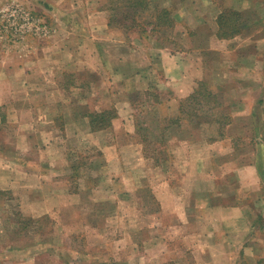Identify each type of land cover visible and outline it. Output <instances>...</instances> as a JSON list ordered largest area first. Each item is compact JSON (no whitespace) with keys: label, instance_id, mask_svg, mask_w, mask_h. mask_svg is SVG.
<instances>
[{"label":"crops","instance_id":"crops-1","mask_svg":"<svg viewBox=\"0 0 264 264\" xmlns=\"http://www.w3.org/2000/svg\"><path fill=\"white\" fill-rule=\"evenodd\" d=\"M145 2L149 9V1ZM108 3L109 0H0V125L4 123V115L6 118L14 117L15 112V118L9 120L14 125L13 135L14 128H20V141L28 145V141L36 136V142L46 138L53 142L59 139V133L53 131L57 126L53 109H58L56 115H61L64 123L74 125L73 135L91 136L96 151L92 161L84 162L81 156L78 165L67 164L76 181L72 189L64 187V196L69 199L79 197L84 190H90L92 183H98L95 184L100 187L97 193L111 198L98 201V209L82 216H65L69 212L66 206L69 202L59 211H54L57 216L39 211L25 218L28 223L23 225L28 227L32 224L30 227L33 230L29 231L19 230L17 226L22 216H7L0 204L3 215L0 216V264H79L68 258L73 252L80 255L81 251L85 256L83 264H157L165 254L167 258L171 257V264H185L186 259L177 262L178 248H182L185 242L180 236L170 240L164 234L169 226L173 228L172 235L181 233L187 241L188 257H195L197 264H264V0H171L170 6L149 9L148 12L168 14L170 23L166 26L173 27L171 33L175 37L166 46L157 42L153 53L147 55L156 63L144 68L139 63L141 69L126 62L131 59L126 58L132 56L131 49L122 56V61L118 60L122 64L115 63L110 68L103 57L100 45H111L113 48L115 39L123 40L119 42L122 44L125 42L122 32L133 29L124 20L113 27V20L117 19L111 12L115 8ZM9 7H17L30 14L32 11L39 16L33 17L25 37L14 36L11 46L3 44L2 31L3 12ZM83 9L88 20L82 21L77 17L84 13ZM51 13L56 15L55 20L40 19V14L46 16ZM68 14H75L76 17L72 16L69 20ZM232 29H235L234 33ZM225 31L226 34H223ZM148 32L146 34L151 38L153 32ZM176 39L181 40L184 46ZM27 40H38L35 52L33 47L17 51L14 45H23ZM198 44L201 46L196 47ZM86 48L88 51L85 54ZM208 53L217 55L212 59L215 65L207 71ZM247 57L251 60L250 65L244 63ZM99 66L103 76L92 79L95 81L88 84L86 81L92 77L89 72L97 73ZM44 69L50 71V75ZM151 70L153 76L149 74ZM243 76L249 79H243ZM212 77L216 80L222 78L220 85L225 87H214L215 91L221 92L220 98L230 100L232 96L236 97L235 101L220 105V108L231 107L232 116L223 133L216 138L202 142L186 138L180 143L187 148L183 146L185 155L183 160L180 157L179 175L176 177H173L177 171L172 165L173 155L166 165L158 160L153 166L142 164V161L147 162V157L144 155L143 158L142 146L137 142L136 127L138 130L140 126L133 114L131 101L123 106L122 112L117 110L118 106L105 110L95 107L92 110L79 100L85 93L93 97L94 93L103 89L113 95L117 84L121 86L118 89L129 96L147 95L153 90L157 92L154 95L158 97L161 117L172 119L178 115L181 101L195 93L202 83L211 86ZM100 82L105 84L103 89H100ZM235 104L240 107L239 110H236L238 106ZM12 110H15L13 114ZM108 110H112L114 115L106 118V126L94 129L91 116ZM28 115L31 122H28L30 118L25 119ZM69 115L70 119H67ZM44 118L50 120L51 139L46 135L27 136L33 127L39 125L36 123L38 119ZM173 127H169L167 132ZM60 129L65 130L64 127ZM1 135L5 137L3 131ZM0 143V160L10 161L20 167L22 173L21 181H18L20 174L16 171L11 175L16 180L4 185L7 181L4 175L9 170L0 163V194H8V187L19 185L25 190L22 193L28 204H38L43 199L44 210L49 208L50 203L56 200L53 187H59L57 183L60 184L62 177L54 178L55 182H51L52 179L43 180L41 185L32 186V172L36 171L44 177L49 172L45 165L46 157L36 149L34 162L40 168L30 170L22 164L27 159L29 161L31 155L28 152L16 148L14 142L7 147L0 138ZM45 147L46 144L40 148ZM58 151V160L67 162L62 158V148ZM22 153H25L24 156ZM134 154H139V159H135ZM105 162H121L119 173L127 176V184L120 183L122 175L111 176V184H105L103 173L116 171L107 170ZM93 167L100 172L95 181L88 176ZM50 169L64 172V166ZM37 180L42 181L36 177L32 183ZM78 181L84 182L82 190ZM112 182L117 189L111 186ZM61 184L66 185L64 182ZM35 189H40L41 192L38 190L37 193L41 194L37 196ZM93 193L91 189L87 202L95 201ZM121 196L127 197L124 202L129 205L145 206L146 216H140L139 228L133 234L142 236V240L137 241L133 237L128 241L129 237L123 234L118 239L116 230L106 227L107 217L116 212ZM153 213V218L148 217ZM149 219L155 224L151 225ZM68 226H77L69 237L63 232ZM52 229H55V234L59 230L55 241L52 240ZM164 235L167 238H163ZM111 237L115 240L108 239ZM95 239L100 243L96 244ZM121 241L125 244L123 248V245L117 244ZM151 251L156 255H152ZM26 258L28 261L21 263ZM195 263L191 261L188 264Z\"/></svg>","mask_w":264,"mask_h":264},{"label":"rangeland","instance_id":"rangeland-1","mask_svg":"<svg viewBox=\"0 0 264 264\" xmlns=\"http://www.w3.org/2000/svg\"><path fill=\"white\" fill-rule=\"evenodd\" d=\"M149 1V9L152 11L154 9H162L164 8V6H170L171 5V0H148ZM91 3V2H90ZM89 3V4H90ZM109 6H112L113 8H115L114 10H112L111 15L114 17V19L116 18L117 20H113V23L115 25H113V27L116 25H120L121 23L118 22H122L124 20V22L126 23H130L131 26L133 24L134 18L132 16L131 13L128 12L127 8H124L123 4H122V0H109L108 3ZM19 6V5H17ZM25 11V10H24ZM23 10L17 8V7H9L6 9L5 12H3V44L8 43L9 46H11V41L14 38L15 35H18L19 38H23L25 37L24 33L27 30L29 24L34 20V18L39 17V16H35V14L31 11L30 13L24 12ZM84 11V9H83ZM150 11V12H151ZM152 13V12H151ZM158 13V12H157ZM156 13V15H157ZM128 14V16L126 15ZM160 15L163 13H159ZM40 19H45V20H55L57 17L54 13L51 14H46V16L40 14ZM168 14H166L167 16ZM170 18L172 19L171 14ZM69 16V17H68ZM73 17H76L75 14H68L67 15V19H72ZM96 17L98 15H95ZM161 16H165V15H161ZM34 17V18H33ZM78 19L84 21V19L88 20L87 14H86V10L83 12H81L79 14V16L77 15ZM149 17V16H147ZM104 18H102V20H104ZM90 20V19H89ZM96 20H99L98 18H96ZM173 20V19H172ZM174 21V20H173ZM170 23V20L169 22ZM167 25V24H166ZM162 26L159 27L157 31L153 32L151 34V38L149 35L145 34V35H141V33H139V29L138 28H133L132 30H128V32H122L121 37L124 38V43L119 44V42H122L123 40H118L115 39L113 41H115V46L112 48L111 45H100V51L101 53H103V57L106 58V61L109 65V68L112 67L115 63L117 64H122L120 63L118 60L122 61L123 58L122 56L127 55V52L131 49V54L132 56H126V58L131 57L130 60H126V62H130L129 64H133L136 66L138 69L144 68L145 66H147L150 63H156L153 62L152 60H149L147 58V55L151 53H153V51L155 50L154 46L157 44V42L160 45H168L170 43V40L174 39L175 36H173L171 33L172 32V26L168 25V26ZM171 27V28H170ZM132 28V27H131ZM152 26H148L147 30H151ZM89 30H87L88 32ZM116 31V29H115ZM86 32V31H85ZM151 33L150 31L148 32V34ZM177 43L181 44V46L183 47L184 44L180 43L181 40H177ZM29 42V43H28ZM38 40L33 41V40H27L23 43V45H14V47H17V51L21 50L24 51L23 49H25L27 47L31 48L33 47V51L35 52V48H37L36 44ZM15 43V42H14ZM178 44V45H179ZM170 46V45H169ZM177 46V45H176ZM201 45L198 44L196 45V47H200ZM88 48H86L85 50V54L87 53ZM214 55H217L216 53H208L207 54V58L209 60L208 62V68L207 71L209 70L210 67L215 65V62L212 61V59L215 58ZM228 55V54H226ZM139 56H141L140 58H138ZM201 58L203 56H200ZM250 58L247 57L246 62L244 61V63H246L247 65H250ZM199 62V61H198ZM94 63H96L94 61ZM139 63L142 65L139 68ZM99 64V62H98ZM100 65V64H99ZM50 69H52L50 67ZM96 72L92 73L89 72V75L92 76L90 80H87L86 82L89 84L91 82H94L96 79H101L100 77L103 76L104 72L102 70V67L100 68V66L98 68H96ZM44 72L50 75V71H45ZM99 72V73H98ZM211 72V70H210ZM44 74V73H43ZM149 74L152 75L153 72L152 70L149 71ZM153 76V75H152ZM243 79H249L247 78V76H243ZM75 77H73L74 79ZM95 79V80H92ZM210 83H211V87H212V91L213 92V96H215V100L212 99L210 103H207V100H205L202 96H200V104H195V108H204L205 112L204 114H201V112H198V117H197V121L196 123L194 122V124H192L189 128H186V126L184 125V128L182 129H177L175 126L170 129L168 132L163 131L162 128L160 127L161 123L159 121V119L161 120L163 117H161V112L160 109L158 108V97L156 98V96L154 95L155 91H151L149 92L147 95H143V93L141 94H132L131 96L126 95L125 92L121 89H118L121 86H117L115 87V93L112 94H107L105 93V90L103 89L105 84L102 83V85L100 86V89L102 88L103 90H99L97 93H94V96L91 97L90 95L87 96V93L83 94V98L79 100H81L83 102V104L86 103V106H88L89 109H95L99 108L100 110H105V109H110L113 108L112 106L117 107V110L119 109L120 111L124 112L123 110V106L124 105H128L127 103L129 101H131L132 106H133V114L135 115V117L137 118V124L138 126V130L136 127V133H137V142L142 146V155L143 158H145V156L147 157V162L142 161L143 165L146 166H153L155 165L158 161L164 163L165 165L171 161V159L168 160V158H171L173 155V163L172 165L174 166L176 173L173 174V177H176L179 175V165H180V157L183 160V156L184 154V150H186L185 148H187V146H185V144H183V146H185V148L180 145L181 142L184 141V139H191L193 142H202L203 140H207L210 138H216L221 132L218 130L219 128V121H230V116H232L231 113H233L231 110H233L231 107L229 108H220L221 104H228L231 101H235L234 96H232V99L227 100L225 98H220L219 97V92L214 90L215 85L217 86L216 88L219 89L218 87L221 86V89H223L225 86L224 85H220L222 84V78H218L217 80L215 78H210ZM92 80V81H91ZM165 80V84H166ZM117 82L119 83V81L117 80ZM97 84H99V81L97 82ZM160 84V83H159ZM165 84H160L162 87L165 86ZM235 84V83H234ZM205 87L204 90H209L210 85L205 83ZM216 89V90H217ZM157 93V92H156ZM155 93V94H156ZM23 95V94H21ZM74 96H76V94H74ZM221 96V95H220ZM216 101V102H215ZM198 105V106H197ZM216 106V107H215ZM235 106H238L237 104H235ZM212 108L211 110H209L208 108ZM239 106L236 110H239ZM57 110L58 109H53V112L55 113L56 116V128L53 129L54 133H59V135H57L59 137V139H56L52 142V140H46L44 141L43 139L41 141H37L36 142V136L35 134H38L41 137H44L46 135V137L51 139V134L53 133L52 130L50 131L51 128V123L49 119H38V121L36 123H38L39 125H36L35 127L32 128V131L30 130L29 133L27 134V136H35L34 138H32L31 142L28 141V145H26V143L20 141V138H18L19 135V127H15L14 128V135H13V129L12 127L14 125L11 124V121L9 119H13L15 118V110H12V114L14 112V117L10 116L9 118H6L4 115V123L1 126L0 125V138L2 139V141L4 142V144H7V147L10 143L14 142V145L16 146V148H19V150H23V152H28L31 157H29V161L26 157V161L27 162H23L22 164L25 167H29L30 170L32 169H38L40 168L38 163H35V152L36 149H38V151L40 152L39 154L42 156L46 157V163L45 165L47 166V170L49 172H47V174H45V177L41 174H39L38 172H32V182H33V178L35 179L36 177L42 181H36L34 184L31 182L32 186H39L41 185V182L43 183V180H49L52 179L51 182H55L53 179L54 178H60L62 177L60 184L57 183V186L53 187V192L55 195L56 200L53 201L52 203H50V209L47 208L46 210H44L46 208V205L43 203V199L40 200V203L38 204H28L27 202V198L25 199L24 194L22 193L25 190L20 189L19 185H17L14 188L8 187L10 188L8 192V194L6 192H3L0 194V204L3 205V209L6 211L7 216H18L17 218H19V216H22L23 218L21 219L20 222H18L17 226L20 229H26V230H33L30 226L28 225V227H26L25 225H23V223H28L27 221H24L25 218H27L28 216H31L33 214H37V212H49L48 214L51 216H57L56 213L54 212L59 211V208L66 205V202H69V204H67V208H69V212L67 213V215L65 216H82L86 213L92 212L94 209H98V201H102L103 199L106 198H110L109 196H101L100 193H97L98 189L100 188L99 186L95 185L98 183H92V185L90 186V190L87 189L86 191L84 190L79 197L75 196L72 199H69L70 197H65L64 193V187L66 188H71L72 186L75 184L76 179L73 177V175H71L72 170L71 167H68L67 164L71 165V162L74 165H78V162L80 163L79 159L82 156L84 158V162H89L90 160L92 161L95 158V153L96 152L93 148V146L95 145L93 142L94 140L91 141V136H81V133H79L78 135H73L75 127H73L74 125H72L70 122H66L64 123V118L61 115H56L57 114ZM86 110V109H85ZM8 112V110H7ZM85 112V111H84ZM11 113V112H10ZM204 115V116H203ZM70 116H67V119H70ZM41 117L43 118V115H41ZM28 118H30V116H26L25 119L29 120ZM152 118H157L158 121H154L151 120ZM219 121H216V120ZM8 120V122L6 123V121ZM31 118L30 121L31 122ZM68 121V120H67ZM48 122V123H47ZM159 122V123H158ZM198 124V125H196ZM64 127L65 130L60 129V131L58 130V128ZM189 130V131H187ZM4 133L5 137L2 138L1 133ZM49 131V132H48ZM140 131V132H139ZM139 132V134H138ZM9 134L6 136V134ZM26 133V132H25ZM16 134V136H15ZM141 134H143L142 136H145L146 138V142L147 144H143L142 142V136ZM83 135V134H82ZM13 136V139H12ZM26 136V137H27ZM56 136V137H57ZM38 137V136H37ZM172 137L177 138L178 140L181 141H176L174 140ZM101 138H103V136H101ZM97 139V138H94ZM23 143V144H22ZM45 148H40L41 146L45 145ZM51 144V147H50ZM164 145V146H162ZM0 146L1 143H0ZM24 146V147H23ZM31 147L32 150L31 151ZM23 148V149H21ZM63 151V157L67 159L68 161L66 162V160H64V162H61V160H58L59 156V152L58 150ZM102 148V147H101ZM85 149V150H84ZM84 150V151H83ZM83 151V152H82ZM23 154V153H22ZM25 154V153H24ZM23 154V156H24ZM135 155V154H134ZM145 155V156H144ZM138 157V158H137ZM139 159V154L138 156L135 155V159ZM32 159V160H31ZM63 160V159H62ZM57 162V163H56ZM100 162V161H98ZM0 163L2 164V166H6L8 167L7 169L9 170V173L4 175V178L7 180L4 185H6L8 182H12L15 181L16 178H12V174L15 173L16 171L18 173L20 167H17L16 165H14L13 163H11L10 161L8 162H3L2 160H0ZM101 163V162H100ZM137 163H139V160H137ZM104 163H102L103 165ZM106 165V169L107 170H116L114 172H110L109 173H103L105 175H103L105 177V184L110 185L111 181H109L111 176H120L122 175V177L120 178V183L121 184H127V179L125 177V175H123V173H119V170L122 165L121 162H116L115 164L112 163H108L105 162ZM64 166V172L62 173H57L55 171H52L50 168H55V167H63ZM179 168V169H178ZM92 170L89 171L88 176L90 177V179L92 181H95L96 179L99 178V171L97 169L91 168ZM105 168L103 170H106ZM19 180L21 181V177H22V173H20L19 171ZM62 175V176H61ZM71 175V176H70ZM65 176V178L63 179V177ZM102 176V175H101ZM155 176V175H154ZM112 179V178H111ZM119 180V179H118ZM148 180L150 181V176H148ZM98 181V180H97ZM96 181V182H97ZM100 181V180H99ZM126 181V182H125ZM40 182V183H39ZM65 183L66 185H63L61 183ZM81 190L83 189V183L84 182H79ZM100 185V184H99ZM117 185V184H116ZM129 185V184H128ZM113 187H115V184L112 185ZM129 187V186H128ZM127 187V188H128ZM116 188V187H115ZM91 189L94 190L93 193V198L95 199V201L92 202H87V198H90V191ZM117 189V188H116ZM36 191V195H40L41 193H37V191L40 189H35ZM107 191V189H105ZM104 190V191H105ZM114 190V189H111ZM110 190V191H111ZM100 191V189H99ZM98 191V192H99ZM97 193V194H96ZM89 194V195H88ZM18 197V198H17ZM119 198V195L117 196ZM127 197H122L119 199L120 202H118L119 206L116 209V212L113 213L112 215L108 216L107 218H109L107 220V224L108 226L106 227H110V230H116V235L119 239V236H122V234L126 237H129L128 241L135 237L137 238V241L142 240L143 237H139V235H135L133 236V234L135 233L136 230H138L139 228V223L140 221V216H146V209L145 206L142 205H137V204H133V205H129L128 203H125L124 200ZM111 199V198H110ZM134 199V198H133ZM73 203H79V204H73ZM70 205V206H69ZM78 205V206H77ZM75 207H78L79 209H74ZM76 210V211H75ZM154 213L153 214H148V217L153 218L154 217ZM0 216H3L0 213ZM137 218V219H136ZM16 219V218H15ZM150 220V219H149ZM151 221V225L155 224V221H153L152 219ZM72 220L69 219V223H71ZM77 227V226H75ZM72 228L71 226H68L67 229H64V234H66L68 237L69 235H71V233L73 232L72 229H76V228ZM105 228V227H104ZM169 228L172 230H166L164 232V234L170 238V240H172V237L175 239L176 237L178 238V236H180L182 238V240L185 242V245L182 248H178L179 249V258L177 260V262H180L186 259V263L188 264L191 261H195L197 264V260L195 259V257H188L190 254L188 253V245H187V241L182 237L181 233L178 235H172L173 232V228L169 226ZM25 230V231H26ZM55 229H52L53 231V238L52 240L55 241L54 237H59V230H57V233L55 234ZM105 230H107L105 228ZM104 230V231H105ZM180 232H183L182 229H179ZM118 231V232H117ZM137 233V232H136ZM164 235L163 238H167ZM123 238V237H122ZM121 238V239H122ZM108 239H114V237L108 238ZM61 240H64V238H61ZM57 241V240H56ZM68 242V241H67ZM96 244L100 243V240H96L95 239ZM120 244L118 246L123 245L121 248L124 247V242L121 241ZM63 245V244H62ZM116 245V242H115ZM97 247V246H96ZM100 249H101V245H100ZM80 250V249H79ZM81 251V250H80ZM84 251V249H83ZM82 252V251H81ZM79 252L80 255L76 254V252H73L72 254H70L71 256H69L68 260L73 262V261H78L79 264H83L84 260L82 258L83 257V252L81 253ZM152 255H156V252L151 251L150 252ZM165 254V253H164ZM23 255V254H21ZM167 254L161 256L160 260H158L157 264H171L173 262H169L170 260V256L167 258L166 257ZM25 261L27 262L28 259L26 258L24 261H22L21 263H25ZM145 261V260H144ZM26 264V263H25Z\"/></svg>","mask_w":264,"mask_h":264},{"label":"trees","instance_id":"trees-1","mask_svg":"<svg viewBox=\"0 0 264 264\" xmlns=\"http://www.w3.org/2000/svg\"><path fill=\"white\" fill-rule=\"evenodd\" d=\"M122 4L124 5L123 7L128 9V12L132 14L134 18V22L131 27L133 28H138L139 33L141 35H145L148 30V26H152V29L150 30L151 32H155L158 30V27L162 25L169 24V18L168 15L166 16V12H163L161 16L159 13L155 12H148L149 9L145 0H122ZM147 6V7H146ZM128 16V14H126ZM149 16V17H147ZM228 25V24H227ZM225 29H230L225 28ZM222 31V30H221ZM232 33L235 32V29H232ZM223 34H226V31L223 32ZM205 84H201L195 93H193L191 96L187 97L185 100L181 101L180 107H179V112L176 118H167L164 117L161 120L159 119L161 125L160 127L162 128L163 131H166L169 129L171 126H175L177 129H182L184 128V125L186 128H189L194 122L196 123V119L198 117V112L200 111L201 114H204L205 110L204 108H195V104H200V96H202L205 100H207V103H210L212 99L215 100V96H213V92H211L213 89L211 86H208L209 90H204ZM216 102V101H215ZM209 105V104H208ZM198 106V105H197ZM220 106V105H218ZM216 107V106H215ZM209 110L213 109V107L208 108ZM114 115V112L112 110H108L105 112H102L100 114H95L91 116L92 119V127L94 129H103L106 125L104 123L106 122V118L111 117ZM205 115V114H204ZM203 115V116H204ZM151 120L158 121L157 118H152ZM216 121H219L218 119ZM98 122V124H97ZM159 123V122H158ZM226 121H219V128L218 130L221 132L220 134L223 133L224 127L226 125ZM198 125V124H196ZM143 134H141L142 136ZM142 142L143 144H147L145 136H142ZM148 145V144H147ZM164 146V145H162ZM165 147V146H164Z\"/></svg>","mask_w":264,"mask_h":264}]
</instances>
